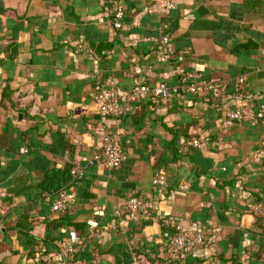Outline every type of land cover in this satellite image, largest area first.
Here are the masks:
<instances>
[{
	"label": "crops",
	"instance_id": "1",
	"mask_svg": "<svg viewBox=\"0 0 264 264\" xmlns=\"http://www.w3.org/2000/svg\"><path fill=\"white\" fill-rule=\"evenodd\" d=\"M114 2L0 0V264H49L66 239L67 264L158 261L178 223L205 242L174 264H264L249 206L264 203V0H122L120 28ZM194 71L222 94L145 96L126 115L95 102L109 86L125 97L135 77L172 85ZM234 107L246 115L224 124ZM102 128L120 137L117 167L94 159ZM56 169L75 192L62 210ZM132 196L153 203L147 216L128 218Z\"/></svg>",
	"mask_w": 264,
	"mask_h": 264
},
{
	"label": "built area",
	"instance_id": "2",
	"mask_svg": "<svg viewBox=\"0 0 264 264\" xmlns=\"http://www.w3.org/2000/svg\"><path fill=\"white\" fill-rule=\"evenodd\" d=\"M175 6L174 3L170 4ZM125 16V5L122 0H115L113 4V20L114 26L120 28L123 24ZM170 40V32L165 31L162 36L163 43ZM164 55L161 59H165ZM179 82L175 84H168L160 81L150 84L142 78L135 77L133 84L125 97H121L119 90L114 86L106 87L100 90L95 95V102L100 112L105 114H128L131 112L135 103L142 100L145 96H152L155 98H172L183 92H210L214 96L222 94V84L216 80L209 79L203 76L202 72H188L180 76ZM262 115L264 116V104L261 105ZM246 115V110L243 107H234L227 110L224 124L231 125L236 121H240ZM102 131V150L100 154L95 156L96 159L103 158L111 167H117L124 159V149L118 133L101 129ZM193 144L202 146L203 142L199 138L192 140ZM94 159L91 163L94 162ZM81 165L74 164L71 168V181L74 182L82 176ZM168 182L167 174L165 172H158L154 178V183L158 186H166ZM75 196V192L71 184L65 185L57 192V196L52 205L54 210L65 209L69 201ZM249 206L254 209L256 213L264 217V203H249ZM153 207V203L140 196H132L128 199L125 209L128 218L135 219L139 216H147ZM177 232L163 247L166 252V257L171 260H184L192 252L205 242V235L203 231H189L181 223L176 224ZM75 251V242L72 239L60 241L56 247L47 251L43 255L44 261L49 264H67L69 258ZM139 264H153L152 262H142Z\"/></svg>",
	"mask_w": 264,
	"mask_h": 264
},
{
	"label": "trees",
	"instance_id": "3",
	"mask_svg": "<svg viewBox=\"0 0 264 264\" xmlns=\"http://www.w3.org/2000/svg\"><path fill=\"white\" fill-rule=\"evenodd\" d=\"M72 168V167H71ZM71 168L67 167V170L69 169L70 170V175H71ZM58 177V180H57V183L54 185L53 181L51 182V186H53V189L56 190V192H58L60 190L61 187L67 185L65 183H67V179L65 177V179L62 181V183H60V180L62 178V175H61V171L56 169V170H53L51 173H48V178H52V177ZM70 177V176H69ZM69 179V178H68ZM259 214V213H257ZM260 216V220H264V217L259 214ZM177 261V260H175ZM153 264H174V260H171L170 257H165V258H161L159 259L158 261H152Z\"/></svg>",
	"mask_w": 264,
	"mask_h": 264
}]
</instances>
